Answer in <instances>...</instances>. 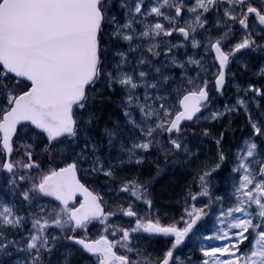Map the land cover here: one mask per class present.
Instances as JSON below:
<instances>
[{
    "label": "snow or ice",
    "instance_id": "obj_1",
    "mask_svg": "<svg viewBox=\"0 0 264 264\" xmlns=\"http://www.w3.org/2000/svg\"><path fill=\"white\" fill-rule=\"evenodd\" d=\"M0 264H264V0H0Z\"/></svg>",
    "mask_w": 264,
    "mask_h": 264
}]
</instances>
